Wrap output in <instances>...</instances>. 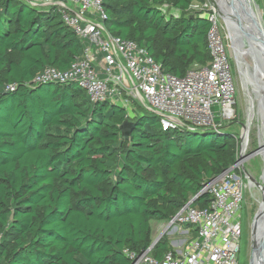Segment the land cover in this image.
Masks as SVG:
<instances>
[{"label":"trees","instance_id":"trees-1","mask_svg":"<svg viewBox=\"0 0 264 264\" xmlns=\"http://www.w3.org/2000/svg\"><path fill=\"white\" fill-rule=\"evenodd\" d=\"M205 1L102 0L103 24L181 78L210 60L209 23L189 14ZM83 49L54 10L0 0V264H131L126 252L152 244V221L192 199L208 208L210 196L196 195L236 161L230 134L162 130L143 112L124 138V109L91 103L73 83L32 82ZM170 250L162 237L150 255Z\"/></svg>","mask_w":264,"mask_h":264},{"label":"built area","instance_id":"built-area-1","mask_svg":"<svg viewBox=\"0 0 264 264\" xmlns=\"http://www.w3.org/2000/svg\"><path fill=\"white\" fill-rule=\"evenodd\" d=\"M20 1L35 9L54 10L84 45L68 69L45 68L33 83H73L91 103H111L124 109L126 119L139 112L154 115L162 130L217 133L235 119L236 85L230 49L211 3L191 6L209 23L206 40L210 60L204 67L194 64L177 78L165 73L146 49L107 32L102 0ZM234 138L237 159L239 139ZM240 140L244 142L243 137ZM244 161L240 159L203 186L200 194L211 199L208 208L191 207L192 199L167 220L165 230L192 227L195 237H186L188 231H176L182 238L172 240L171 250L161 260L151 257V247L140 254L126 252L131 264H238L244 182L236 170L243 168Z\"/></svg>","mask_w":264,"mask_h":264},{"label":"rangeland","instance_id":"rangeland-1","mask_svg":"<svg viewBox=\"0 0 264 264\" xmlns=\"http://www.w3.org/2000/svg\"><path fill=\"white\" fill-rule=\"evenodd\" d=\"M253 1L255 5L258 7V11L264 26V0H253ZM206 2L210 3L209 0H206ZM197 11H199L198 8L196 9L194 7H191L189 14H194ZM164 13L178 15V13L174 11L172 12L165 11ZM221 26H222V34L224 40L226 41L228 48L231 49L230 41L228 39L227 27L223 22V20H221ZM243 58H245L246 63L251 65L247 57L244 56ZM231 62H232V69H233L235 85H236V95H235L236 117L230 123L228 122L224 124L222 128V132L226 134H230L232 136H237V138L239 139L237 158L242 160L245 159V161L242 163L244 170L256 182L257 185H260L262 188H264V156L261 154L264 148H260L262 145H264V135L261 133V131H263L260 123L261 115H258L257 114L258 112L255 113L254 118L252 119L251 124L249 126L246 142L241 143L240 137H242L241 135H243L242 133L244 132L243 126H246L248 122L247 96L243 87L242 80L240 78L238 65L235 63L233 56L231 57ZM212 109L214 111L216 110L214 109V107H212ZM140 113L143 112H139L137 113V115H140ZM125 121H127L128 123H132L133 117L128 118ZM216 122H219V119L217 117H216ZM124 135L125 134L121 133L122 137H124ZM242 148L244 149L241 152L240 149ZM241 156L242 158H240ZM236 171L237 174H240L242 176L244 182V202L240 216L242 234L239 241V253L237 258H238V264H250L251 254H252L251 251L252 226L255 215L259 211L260 204L264 199V193L263 191H260L259 188H257L255 185H252L251 183L253 182L249 183L247 179L244 178L243 169L241 166ZM158 224L160 226L155 227L152 231V238H151L152 242L158 239L160 236L167 237L170 246L172 240L176 241L182 238V236L179 238L178 234H174L172 231H163L164 229L163 226L167 224V221L163 220L158 222Z\"/></svg>","mask_w":264,"mask_h":264},{"label":"water","instance_id":"water-1","mask_svg":"<svg viewBox=\"0 0 264 264\" xmlns=\"http://www.w3.org/2000/svg\"><path fill=\"white\" fill-rule=\"evenodd\" d=\"M209 1L216 9L220 19L223 20L224 22L225 12L222 11L219 7H217L216 4H214L213 0H209ZM225 1L231 12L230 16L234 21V26L236 28V31L234 32L233 40L227 28L228 39L231 45L230 56L234 57V61L238 65L236 57L233 53L234 48H236L237 50L242 49L245 55H247L245 57H247L251 63V65H249L248 63L247 64L251 67L252 77L256 82V85L257 86L258 84L260 85L258 87L259 89L262 90L263 93L262 98L264 99V26L258 11V7L255 5L253 0H225ZM133 127H134L133 123H128L127 121H124L122 125L119 127V129L121 133L125 134L124 137L127 138L132 132ZM243 127L245 129L247 125ZM221 131L222 128H220L218 132ZM205 132H209V131H203L199 133H205ZM260 148H264V145H262ZM240 158H242V156ZM239 160L240 159L237 158L235 163H237ZM242 169H243L244 178L247 179L249 183L253 182L254 184H256V182L246 173L244 168ZM258 186L260 187L259 190L261 191L262 187L260 185ZM200 195L201 194L199 192L196 195V197ZM263 203H264V199L262 200L259 211L255 215L253 221L252 232H251L252 254H251L250 264H264V241L258 242L255 237L256 231H260L261 230L260 227L264 228V213L261 214ZM161 237L162 236H160L158 239L152 242L150 246L151 249L156 245V243L160 240Z\"/></svg>","mask_w":264,"mask_h":264},{"label":"bare ground","instance_id":"bare-ground-1","mask_svg":"<svg viewBox=\"0 0 264 264\" xmlns=\"http://www.w3.org/2000/svg\"><path fill=\"white\" fill-rule=\"evenodd\" d=\"M214 4H216L217 7H219L222 11L225 12V16H224V22L229 30L230 36L232 38V40L234 39V32L236 31V28L234 26V21L232 20L231 16H230V10L228 8V5L226 3L225 0H213ZM235 47V46H234ZM236 60L238 62V69H239V74H240V78L242 80L243 83V87L247 96V116H248V124L247 127L244 129L243 132V140L244 143L246 142V137L248 134V130H249V126L251 124L252 119L254 118L255 113H257L258 115H261V119H260V123H261V128L263 131H261V133L264 135V103H263V93L262 90L259 89L258 86H260L258 83V86L256 85V82L254 81L253 77H252V70L251 67L245 62V58H243L245 55V53L243 52L242 49H236L234 48L233 51ZM243 56V57H242ZM249 66H247L246 64ZM244 148H242L243 150ZM261 154L264 156V150L261 152ZM255 185L257 188H260L258 185L256 184H252ZM261 191H263L264 193V188L261 189ZM264 213V204L262 205V212L261 214ZM261 230L260 231H256L255 237L257 239L258 242L260 241H264V228L260 227Z\"/></svg>","mask_w":264,"mask_h":264},{"label":"crops","instance_id":"crops-1","mask_svg":"<svg viewBox=\"0 0 264 264\" xmlns=\"http://www.w3.org/2000/svg\"><path fill=\"white\" fill-rule=\"evenodd\" d=\"M195 4H197V3H194V5ZM158 222H160V221H155V222L152 221L150 223L152 231L155 227L160 226L158 224ZM163 227H164L163 231H172L174 234H176V231H188V233L186 235L184 234L186 237H195V229L192 227L183 226V227H180V229L179 228H173V229H168V230H165V225Z\"/></svg>","mask_w":264,"mask_h":264}]
</instances>
